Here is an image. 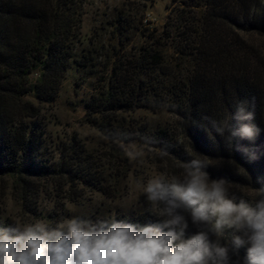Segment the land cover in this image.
Wrapping results in <instances>:
<instances>
[{"label":"trees","instance_id":"16d2710c","mask_svg":"<svg viewBox=\"0 0 264 264\" xmlns=\"http://www.w3.org/2000/svg\"><path fill=\"white\" fill-rule=\"evenodd\" d=\"M78 1L0 0V226L17 223L6 216L7 182L24 209L43 193L59 198L66 186L69 193L80 187L104 193L80 140L57 145L62 162L46 156L48 124L42 111L56 101L73 69L96 83L85 102L86 121L105 138L141 143L184 169L200 159L209 180H224L232 189L228 198L254 206L247 192H264V84L258 72H246L244 58L223 41L218 28L222 22L242 26L249 19L251 29L264 33V0H181L180 7L205 10L186 16L182 9L168 17L154 34L143 35L134 51L125 50L128 23L118 13L108 23L115 37L104 55V45L89 40L84 46L80 39L84 13ZM240 101L254 112L252 122L260 132L254 141L236 137L228 147L211 122L229 121ZM138 110L164 112L173 120L139 126L133 115ZM230 124L236 127L237 121ZM239 146L254 150L256 158ZM112 218L133 225L163 219L147 209L96 220ZM192 235L187 228L185 238Z\"/></svg>","mask_w":264,"mask_h":264},{"label":"clouds","instance_id":"9594fccd","mask_svg":"<svg viewBox=\"0 0 264 264\" xmlns=\"http://www.w3.org/2000/svg\"><path fill=\"white\" fill-rule=\"evenodd\" d=\"M231 119L211 122L228 147L236 137L255 140L260 129L246 102L237 104ZM238 150L256 158L254 150ZM205 164L193 159L185 163L182 178L148 180L143 193L163 218L154 225L74 216L54 226L44 220L0 226V264H227L229 247L220 244L225 229L242 233L233 235L231 243L235 249L248 245L243 264H264V192L254 206L243 199L236 203L228 198L224 180L209 181L202 171ZM180 210L199 229L190 238H185L188 222ZM209 234L217 239L211 241Z\"/></svg>","mask_w":264,"mask_h":264},{"label":"rangeland","instance_id":"374dc122","mask_svg":"<svg viewBox=\"0 0 264 264\" xmlns=\"http://www.w3.org/2000/svg\"><path fill=\"white\" fill-rule=\"evenodd\" d=\"M180 2L181 0L177 2L170 0L149 2L143 0H79L78 10H83L84 13L80 39L84 46L89 40L104 45L100 53L104 55L107 45L112 43L115 37L108 23L114 17L117 18L118 13H121L123 18H126L129 29L122 36L123 44H126L125 50L134 51L136 46L144 41L143 35L154 34L155 28L163 25L168 17H176L182 9L185 10L183 13L186 16H191V12L188 13L190 10H205L180 7ZM249 21V19L245 20L242 26L222 22L218 33L225 43L240 52L241 57L244 58L246 72L252 74L258 72L260 81L264 84V33L259 29H251L248 25ZM103 60V58L99 59V61ZM95 87V81L90 79L84 81L82 74L74 69L69 71L58 98L52 105L44 107L42 116L48 124L45 134L48 147L46 156L56 162H62L64 156L60 151H55L57 145L63 148L69 146L74 137L80 140L91 154L90 164L95 168L97 179L103 180L101 188L104 193L93 192L91 188L83 187L69 193L68 186H66V193L59 194V198L54 200L50 194L43 193L38 198H31L32 206L24 209L17 190L7 182L4 202L6 216L11 220L20 225L44 220L51 222L54 226L60 220L74 216L96 220L116 214H136L152 207L146 194L143 193V188L149 179L159 176L169 179L183 177L185 172L183 167L177 165L178 163L174 164L170 159L160 157L154 149L138 142L125 144L111 141L87 124L85 102L94 93ZM133 115L141 122L139 126L156 127L158 123L173 120L170 114L164 112L159 114L138 110ZM48 180L51 181V179ZM230 190L232 189L228 187V191ZM240 191L246 192L241 189ZM247 194L253 199L259 197L255 191H249ZM180 211L185 215L188 228L190 227L192 233L197 234L199 229L192 223L190 215L183 210ZM233 235H242V233L234 229H225V235L220 238V244L229 247L227 264H237V262L243 264L248 245L235 249L231 243ZM209 238L211 241L217 239L212 234H209Z\"/></svg>","mask_w":264,"mask_h":264}]
</instances>
